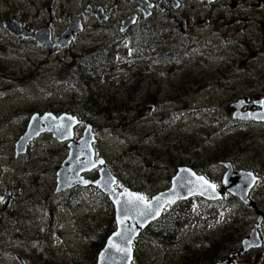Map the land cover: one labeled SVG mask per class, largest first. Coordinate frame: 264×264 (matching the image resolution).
Listing matches in <instances>:
<instances>
[{
    "label": "flooded vegetation",
    "instance_id": "obj_1",
    "mask_svg": "<svg viewBox=\"0 0 264 264\" xmlns=\"http://www.w3.org/2000/svg\"><path fill=\"white\" fill-rule=\"evenodd\" d=\"M103 2L115 4L111 7V4L107 3L106 5L103 4V7L97 6L96 8L84 5L86 8L85 14L80 13L77 15L81 17L83 26H81V29L70 38V44L65 48V50L69 49L70 51L66 52V56L64 55L65 58L62 61L51 63L50 69H47L48 71L46 70V64L45 66H40V75H43V70H46V72L51 71L52 76L49 86L52 87L54 91L76 92V90H78V93H80L81 90H90V87L95 85V83L89 85L84 79L73 76V72H76L77 67L73 64H75L76 60L82 63V57L84 56H88L86 59L87 62L82 63L85 72H91L94 68L93 63L96 64L98 62L100 65V77L96 80L99 83H102L103 75L113 74L117 72V70L127 69V71L130 72L129 77L123 81L124 84L119 86V88L128 85L125 90L129 92L135 91V96H139L137 94L138 92L144 91L142 83H138L134 80L136 78L131 77L137 71L139 72V75H142L147 73V70L152 69L164 76H172L173 74H180L183 76L191 71L192 76H199L201 80L197 77L194 80L188 78V80L183 83L173 84L172 86H174V90L181 93L179 95V101L174 98H169V101L166 100L163 102L161 100L159 102V100L155 98L154 93L150 91L149 94L152 100L149 102L150 104L147 103L145 105V108L147 115H149L151 119H154L152 115L157 116L156 118H164L166 121H168L167 119L169 118L173 119L175 116L181 117L182 113H179L178 115L176 114V108H180L187 114V116L192 113H204V116H200L203 117L202 120H204V124L206 125V127L203 128V133H201L204 140L199 142L197 137H194L197 140L198 145L191 140L190 146H206L213 143L215 140L219 139L218 132H220V135H225L231 132L229 136H232L237 134V132L240 131L239 129L244 132H254L255 129L264 128V123L261 122L235 120L233 118V109L230 106L229 111L231 115H229L227 120H224L218 116L216 111H214V105L208 101V96L198 100L190 95L194 90L206 95L204 91L202 92L201 90L204 89L207 91L214 88L213 86L237 89L240 88L239 86L256 85L252 83L249 78L243 82L235 81L230 83L229 81H231V78L237 71H239V69L233 68L231 73H222L219 75L218 79H214L211 77H215L219 72H209L199 68H202V66L206 67L209 62L214 60H221L227 64L230 62L228 66L231 68L237 65L238 59L239 67L245 65L244 71L241 73H245V76L248 77L247 64H251L254 59H251L253 56L249 57V54L257 55V59L259 58V55H261V58L264 57V44L260 48L261 52H259V41L264 43V0H103ZM119 6L124 7L126 10L118 11ZM97 10L101 11L102 14L101 23L96 19V17H98L95 14ZM74 16V14L72 16L68 15L67 20L69 21V19L74 18ZM83 16L86 17L85 20H83ZM87 18H89L90 22L94 18V34L97 32L96 25L103 27L104 39L102 36V40H99V36L95 34L96 36L91 35L77 45L76 39L80 33L89 29V25L86 24ZM50 21L43 26L52 32L49 24L51 25L53 22ZM21 26L28 30H32L33 32L40 30L39 27H26L23 23H21ZM67 28L68 25H66L60 34L65 32ZM148 30H150L148 33L150 35L146 34ZM6 37L7 39L13 38L7 33ZM53 37L54 35L52 38ZM58 38L59 37L56 36L54 40L52 39L53 43H56ZM17 41L21 40L18 39ZM57 50L59 49L54 48V52L52 53H54V55L60 54ZM251 50H254L255 53ZM77 57L80 58L78 59ZM119 65H121V69L119 68ZM35 74L36 71L33 72L32 76ZM91 78V76L87 77L88 80H91ZM20 82L18 83L20 84ZM158 95H161V90H158ZM240 98L245 100L244 108L258 110L259 108L254 107L252 104L257 100L264 98V89L257 97ZM102 100L103 103H106V98L104 96ZM109 100L113 102V97L111 95ZM129 101L133 102V99L130 98ZM235 101L236 99L232 100L231 104ZM114 106H118V104ZM188 107L193 108L191 112H188ZM31 112L39 113L40 115L44 113V111L39 112L34 109H29L26 112L27 114L23 115L24 118L27 117V120L22 123V127L19 129V132L14 139L15 143L25 133L29 122L28 115ZM45 112L53 114L56 118L61 117L62 114L75 118L79 125V127L75 129L74 140L76 142L80 139L82 132L86 128H90L98 132V134L96 132L93 133L96 140L95 144L103 143V122H101L100 131H98L97 126H95L96 128H92L90 124L92 120L86 112L81 111V113H78L77 115L74 111V114H71V111L65 113L62 110H53L52 112L47 110ZM82 112L86 113V115L84 116ZM173 114H175V116ZM195 121H197V118L192 122ZM223 121L230 122V130H227L226 126H223V128L222 126H219V123ZM133 124H135L134 121ZM129 126H131L130 128L134 127L132 124ZM81 128H84L82 129L83 131H81ZM137 128L142 129L143 126L140 125L139 127H134L135 130ZM0 133H4V131H0ZM96 134L98 135V138L96 137ZM194 135L197 136L198 132L194 131ZM245 138V143L242 146L245 153H240L239 156L247 153V144H249L248 151H250L256 141L253 137L249 140L247 137ZM131 141L133 144L131 147L133 151L144 150L143 147H145V143L142 141L141 137L134 138ZM148 143H146V146ZM14 144L12 149L13 152ZM224 144L225 143L217 147V151L215 152L217 157L213 156V159L221 157L222 149L220 148H227ZM35 147H37L38 155L42 157L43 164L45 162L51 164V169L48 171V176L46 177V179H50V182H37V178H35L33 179L34 183L36 182L35 184L30 182V184H25L24 187H22L23 182L13 180L8 182L7 185L2 186L0 179V220H3L2 218H4L8 221L9 229H13L11 234L18 238L21 243V245L17 247L18 249L16 248V251L19 252L27 264H41L43 262V258L40 259L39 257L40 254L28 256L26 251L30 249L40 251L45 245L51 244L50 237L53 235L55 228H66V224L68 223V217L66 219V215L69 214L71 221L75 219L74 209L77 203L84 204L86 205L85 207H87V204H90L88 207H91V203L103 202V194L98 189L93 188L92 186L83 187L76 184V178L78 175H80V177H82L87 183L97 181L100 176V168H91L92 170L89 169L77 173L69 170L67 167H63L69 154L67 143L58 144L54 142L51 134H41L37 140L28 146V149L22 157L16 159L13 158V160L17 162L25 158L31 149ZM231 147L234 154V144ZM195 150H198V147H196ZM40 151H42L41 154ZM94 151L95 161L93 162L102 158L105 159L106 164L109 165V159L104 155V150L103 156L101 155L102 152L99 154L95 147ZM195 153L198 156L200 154L199 151ZM43 154H45V156H43ZM236 154L238 153L236 152ZM125 155H128V153H125ZM37 156H34V158L37 159ZM232 156L221 158L223 159L222 161H213L212 159H209V161L212 162L210 164L212 167L210 169L205 168V172L201 174H203L207 180H210L213 179V173L217 172L216 179H218V181H210L220 189L221 180L225 174L222 163L229 161V164L233 168V173L236 171H249L259 177L256 173L258 170L250 167H238L241 158L236 159V156ZM186 158L187 147L178 151L176 150L172 154L159 155L155 158L156 162L152 158L146 160V156L140 157L144 162L152 160L153 165H155V168L151 171L150 175L145 177V175H142L141 172H139L138 175H140L141 180L136 178L137 175L132 179L134 184H132V182L130 183L128 176H126L127 180L124 182L121 180V183L118 182L117 188L120 186H127L132 188L136 193L142 194L146 199H150L160 191L155 190V187L162 183L166 186L170 185V180L178 172L180 166H185L190 162L192 164L189 166L194 168L195 163L193 162H200L199 159L195 158L193 161L190 160L187 163L184 161ZM83 160L84 158L81 157V154H78V161L82 162ZM1 166L2 165H0V177L2 176L3 169H1ZM32 166L33 165H30V167ZM43 166H45V164ZM37 167L38 166L35 165L31 168L33 176H36L35 173L38 171ZM218 168H221L222 171H219ZM193 170L196 171L195 168ZM207 173L210 178L206 176ZM44 174L45 172H38V178L44 180ZM59 180H66L69 183V186L58 191ZM117 180L120 181L119 178H117ZM258 185L259 182L255 187L251 188L249 194L251 199L255 196ZM44 187L46 188L45 193L42 191V189H45ZM22 192L30 195L26 196L23 203H21V201H23L22 198H16L17 195ZM90 194H93L95 198H92ZM231 198L238 201L236 197ZM222 199L225 200V198ZM203 200L206 201L205 199ZM246 208L252 211L254 209L251 206ZM33 210H36V214L34 215L32 214ZM257 210L258 206L257 209H254V212L257 213ZM80 211L81 215L85 216V211H83L82 208H80ZM27 213L31 214L29 217L30 220L36 219V221L31 223L32 229H29L30 233L27 234V237H24L20 232L22 230V224L20 221L25 220ZM85 220L86 218L84 217L83 225H85ZM146 231L147 230H145V232ZM168 231L171 232L169 229ZM31 235L33 236L31 237ZM171 236L172 234L169 235V240L166 245L158 244L159 246H156L157 248L154 250L158 252L168 248L176 249L178 252L177 256L182 258L184 247V242H180L182 237L175 235L171 238ZM244 236L241 238L240 243ZM7 242H9L11 246L12 240H7ZM1 245L0 242V246ZM185 246H187V244ZM237 249L235 251H237ZM235 251L227 252L226 255L214 259L212 264L223 262ZM48 253L49 252L46 251V254ZM7 257L11 261L14 256L12 253H9ZM158 258L159 255L157 256V259ZM237 261L238 259H235L234 264H236ZM176 264H182V261H177ZM196 264L202 263L197 262Z\"/></svg>",
    "mask_w": 264,
    "mask_h": 264
},
{
    "label": "rangeland",
    "instance_id": "obj_2",
    "mask_svg": "<svg viewBox=\"0 0 264 264\" xmlns=\"http://www.w3.org/2000/svg\"><path fill=\"white\" fill-rule=\"evenodd\" d=\"M89 3L92 4L90 5ZM107 3L109 4L110 2H103V0H0V71L4 69V73L12 74L13 77H17L18 82L21 81L17 87L11 90L7 88L9 91L0 93V122H2L0 123V126L4 128V133H0V165H2L1 169L3 168L0 179L2 186L7 185L8 182L13 180L23 182L22 187H24L25 184H30V182L34 183L33 179L35 178H37V182H50V179H46V177L48 176V171L51 169V164L45 162V166H43L42 157L38 155L37 147L32 148L25 158L17 162L13 160L14 154L12 149L13 144L15 143L14 139L16 138L19 129L22 127V123L27 120V117L24 118L23 115L27 114L26 112L29 109H34L39 112L47 110H49V112H52L53 110H62L66 113L71 111V114H74L75 112L77 115L78 113H81L89 96L87 91L81 90V94L78 93V90H76V92H56L49 86L52 74L51 71L46 72V70L50 69L51 63L62 61L65 58L64 55L66 56V52L70 51L69 49H59L58 52H60V54L52 56L48 55L44 49L38 48L33 42L26 39H23L22 41H17L16 39L12 40L13 38L7 39L6 32L2 28V22L16 20L17 22L25 24L26 27H39V29H46L43 25L52 20L50 22L53 23L51 25L49 24V27L52 30V32H50L51 37L54 35L52 38L54 40L56 36L59 37L63 33L60 34L66 25H68V15L72 16L74 14L75 16L73 20H75L78 17V14H85L86 8L84 5L96 8L97 6H102L103 4L106 5ZM110 4L112 7L115 3ZM46 9L49 12H46ZM123 10L126 9H124V7H118V11ZM85 19L86 17L83 16V20ZM93 22L94 18L91 22L89 21V18H87L86 24L89 25V29L80 33L76 39L77 45L85 38L95 34L99 36V40H102L103 27L96 25L97 32L94 34L95 29ZM81 24L83 25L82 19ZM73 26H75V24ZM263 44L264 43L259 41V52H261L260 48ZM251 51L255 53L254 50ZM260 56L261 55H259V58L257 59V55L249 54V57L254 59L251 64H247L248 77L245 76V73H241L244 71L245 65H243L244 67H239L238 59L237 65L231 68L228 66L230 62L227 64L221 60L211 61L206 67L202 66V68H199L209 72H219L215 77H211L214 79H218L219 75L222 73H231L233 68L239 69L229 82H243L249 78L252 83L256 84L255 86H239L240 88L237 89L213 86L214 88L210 90H201L202 92L204 91L206 95H203V93L201 94L196 90L192 91L190 95L198 100L208 96V101L214 105V111H216L219 117L227 120L229 115H231L229 106L232 103V100H238L240 97H257L263 92L264 57L261 58ZM44 63L46 64V70H43V75H40L39 68L41 65H44ZM119 68L121 69V65H119ZM34 71H36V74L32 76ZM129 73L130 72H128L127 69L117 70V72L113 74L103 75L102 83L97 82L94 85L95 89H99L97 90L99 93L98 97H96L97 99L100 96L103 97L108 94L113 97L114 104H118L119 106L125 105V107L130 105L131 110L130 114H128V118L134 121L135 124L132 125L134 127H139L140 125L143 126L142 129L137 128L135 130L134 127H126L120 131L111 130L104 126L103 143L95 144V148L99 154L102 152L101 155L103 156L105 152L104 155L108 157L109 166H112V170L115 173H118L119 171L122 174V181H126V176H128V180H130L129 182L131 183L132 179L135 178L139 172H141L142 175H145V177L150 175L151 171L155 168V165H153L152 160L144 162L140 157L146 156V160L152 158L156 162L155 158L159 155L172 154L176 150H181L184 147H187V158L184 159V161L188 163L195 158L199 159L201 163L195 161V165H197L198 171L204 173L205 168L210 169L212 167V165H210L212 162L209 161V159H212L213 161H222L223 159L221 158L231 157L232 155V157H235L232 147L228 146L227 148H220L222 149L221 157L213 159V156L217 157L215 152L217 151L218 146L232 141L234 143V152L237 151V155H240V153H245L242 148L245 143V137H247L248 140L253 137L256 141L250 151H248L249 144H247V153L236 157V159L241 158L238 167H250L258 170L256 173L261 178V181L252 200L256 203V206H258L259 212L264 215V128L255 129L254 132H244L239 129L240 131L237 132V134L217 139L206 146H190L191 140L197 145V140L199 142L204 140L201 133H203V128H205L206 125L204 124V120H202L203 117H200L204 116V113H192L187 116V114L180 108H176V114L178 115L179 113H182V116H175V114H173L175 117L173 119H167L168 121L164 118H156L157 116L153 115L152 117L154 119H151L149 115L140 118L139 113L146 107L145 105L147 103L151 102L152 98L149 94L150 91L154 93L155 98L158 99L159 102L161 100L163 102L166 100L169 101V98H174L179 101V95L181 93L175 91L174 86L172 85L175 83H183L187 81L188 78L193 80L196 77L200 80L201 78L199 76H192L191 71L183 76L180 74L164 76L152 69L147 70V73L145 74L139 75V72L137 71L133 74L134 76L132 75L136 78L133 79L138 83H142L144 91L138 92L137 94L139 96H135V91L129 92L125 90L128 85L119 88V86L124 84L123 81L129 77ZM0 86H2V84H0ZM95 89H92L91 93H95ZM158 90H161V95H158ZM130 98L133 99V102L129 101ZM192 109L193 108L191 107L187 108L188 112H191ZM82 113L84 116L86 115V113ZM237 115L240 119H245V113L242 110L237 111ZM195 118H197V121L192 122ZM223 122L230 124L228 121ZM82 129L84 128H81V131H83ZM194 131L198 132L197 136L194 135ZM95 132L98 134L97 131ZM137 137H141L142 141L145 143L143 151H133L131 148L133 145L131 140ZM194 137H197V140ZM117 138L123 142L119 143ZM146 143H148L147 146ZM196 147H198V150H195ZM198 151L200 153L199 156L195 153ZM121 152L128 153V155L124 156ZM41 153L42 151H40V154ZM34 156H37V159H35ZM190 164L192 163L189 162L188 165ZM30 165L33 166L30 167ZM35 165L38 166V171L35 173L36 176H33L31 168ZM218 170L222 171L221 168H218ZM38 172H45L44 180L38 178ZM216 174L217 172L213 173V179H210L211 181H218V179H216ZM138 176L136 178L141 180L140 175ZM206 176L209 177V174L207 173ZM132 184L134 183L132 182ZM45 187L47 188L46 185ZM46 188L42 189L44 193L46 192ZM166 188L167 186L162 183L154 189L159 191ZM26 196L30 195L22 192L17 195L16 198H22L23 201H21V203H23ZM88 205L90 204H87V207H85L86 205L84 204L75 205V219L71 221L70 216H68L66 228L60 231V227L55 230L50 237L51 245L53 246L51 249H55L53 250V253H49L52 260L64 261L66 258L71 259L75 257L77 264H92L96 246L92 245L90 239L83 240L82 237L79 236V232L81 235H86L87 237L93 235L90 230L99 227L100 224L103 226L104 222L110 219V216L108 215L107 209L103 206L100 207L95 203L91 204V207H88ZM194 207L196 208L194 209ZM80 208L85 211V216L80 215ZM178 209H180L181 212H185L187 209L193 210L192 214H189L186 217L181 216V219L178 221L177 233H181L180 235H182V239L180 242H184V246L187 244V246H185V249L187 250L196 249L203 251L204 248L214 243L217 239L221 238V236L230 235L231 231L228 229L234 227L236 222L240 220L238 217L232 216L230 212H224V215L221 214L220 211L223 209L221 205L209 207L201 202L192 201L188 204H181ZM244 211L247 210L245 209ZM210 212H212V215L209 214ZM32 214H36V210H33ZM247 214L251 224L245 232L246 235L248 234L255 218L252 210H248ZM30 216L31 214L27 213L25 220L20 221L22 224L21 233L24 237H27V234L30 233L29 229H32L31 223L36 221V219L30 220ZM84 217L86 218L85 221L91 224L89 228H83ZM178 218H180V215H178ZM2 219L3 220H0V225L6 227V234L5 239L2 237L3 243L0 246V264H14V259L10 261L7 256L9 253L19 254V252L16 251V248L21 245V243L18 238L11 234L13 229H9L8 221L4 218ZM242 232L243 229L240 228L239 233L242 234ZM61 233L64 235L62 238H60L62 235ZM261 235L264 239V224L261 230ZM32 236L33 235H31V237ZM236 238H239V236ZM10 239L12 240L11 246L10 243L7 242V240ZM95 244H97L96 241ZM156 246L159 245L155 243L152 244L148 237L143 235L136 245L134 264H176L177 261L182 259L177 256L178 252L176 249L168 248L157 252L154 250L157 248ZM34 251L36 250L30 249L26 251V254L32 256ZM158 255L159 258L157 259ZM39 257L42 259L41 256ZM182 257H184V255H182ZM191 257V254L187 255L189 260ZM199 257L202 264H209V261L205 262L203 255H200ZM190 262L191 264L196 263L191 260ZM236 264H264V246L262 249L251 251L247 256L239 258Z\"/></svg>",
    "mask_w": 264,
    "mask_h": 264
},
{
    "label": "water",
    "instance_id": "obj_3",
    "mask_svg": "<svg viewBox=\"0 0 264 264\" xmlns=\"http://www.w3.org/2000/svg\"><path fill=\"white\" fill-rule=\"evenodd\" d=\"M46 11L49 12L47 9ZM73 24H75V26H73ZM19 26L20 25L16 22L3 23V27L8 32L14 34L17 38L22 37L24 39H32L39 47H47L49 43V45H51V49H53L56 45L60 48L67 47L70 43V38L72 37L73 33L81 29L79 20L69 21V27L67 31L57 39V44H52L48 29H42L37 33H33L31 31L27 33L23 29V32L20 31L18 28ZM51 49L49 50L50 52ZM244 104L245 101L240 100L232 106V108L234 107L236 109L233 118L240 119L237 115V111H241V108H243ZM252 105L254 107H258L259 111L247 112L245 113V119L241 120L264 123V98L255 101ZM145 114L146 112L144 111L143 115ZM46 117L47 116L39 118L38 116H34L31 119L26 134L16 143V157L20 154H24L28 144L39 138V136L44 132L53 134V137H56L58 140L60 139V142L72 140L73 129L78 125V122L75 118L62 115L57 119L53 115H50L52 120H48L47 122L44 121ZM34 120L39 121L38 128L32 125ZM42 123L47 124V126L42 128ZM64 128L65 130L62 131ZM93 141L94 135L91 134V130L87 128L83 138L78 142L77 146H75L74 143L69 144V148H71L70 157L66 161L65 165L70 163L72 166H74L73 161L77 163L76 167L68 166L67 168H69V170L73 171L72 168H75L79 173L87 170V168L83 166L84 164L82 165L78 163L77 153L83 151L86 148L84 152L85 155L88 156L91 161H93L94 153L91 149V144ZM101 161L103 160L94 163L92 168L94 169L98 166H103L104 161L103 163H101ZM224 166L227 168V173L224 174L221 181L224 190L231 193L233 196L238 197V199L244 205L251 206L252 208L256 209L255 205L249 200L248 194L259 179L254 177V175L250 172L240 171L234 174L229 164H225ZM103 170L105 172L104 176L111 178V189L116 194L117 192L113 188L115 185V179L111 177L108 169L101 168L100 176L102 178L103 175H101V173ZM66 180L58 181V186L60 187L58 188V191H60L61 188L65 189L68 187L60 186L61 183L67 184ZM96 184L97 183H92L91 185L97 186ZM121 190L123 191L122 194H118L116 196L114 195V197L111 198L115 210V221L117 224L116 231L107 239L104 248L97 257L96 264H131L133 259L132 245L134 240L151 222H154L160 218L166 207H173L178 202L188 200L195 196H199L209 201H217L222 198V193L216 190L215 185L211 184L204 177L197 175L194 171L186 167L180 168L178 170V173L171 179V185L168 190L157 194L156 196L152 197L151 200L147 201L141 195L135 194L130 190H126L124 188ZM136 197H142L143 199L138 200L135 199ZM257 214L259 215L257 225L254 227L251 234L242 241L240 250L230 255L225 261L218 264H233L232 261L235 258L246 255L251 249H260L263 246V239L260 237L258 229L261 228V224L264 221V215L260 212H257ZM17 259L20 264H25L20 257H17Z\"/></svg>",
    "mask_w": 264,
    "mask_h": 264
},
{
    "label": "trees",
    "instance_id": "obj_4",
    "mask_svg": "<svg viewBox=\"0 0 264 264\" xmlns=\"http://www.w3.org/2000/svg\"><path fill=\"white\" fill-rule=\"evenodd\" d=\"M149 32H150V30H148L146 32V34L150 35V34H148ZM87 57L88 56L82 57V63L87 62L86 61ZM82 63L78 60L75 61V64L77 67H76V72H73V76L74 77H80V78L84 79L89 85H91L92 83L98 82L96 80L98 79V77H100V73H101V71L99 69L100 65L98 64V62L96 64L93 63L94 69H92L91 72H89V71L85 72ZM44 66H45V63H44ZM66 67H68V66H66ZM0 75L3 76L4 78L10 79V82H13L11 80H14L15 82H17L15 79V76L13 77L12 74L4 73V69H2L0 71ZM107 75H109V74H107ZM89 76L92 77L91 80L87 79V77H89ZM92 89H94L93 86L90 87V90H87V89L84 90V91L88 92L89 96H88V100L84 104V108H83V111L86 112L92 120V122L90 123L92 128H96L95 126H97L98 131H100L101 130V128H100L101 122H104L103 126L108 127L111 130L120 131V130L125 129L126 127L127 128L131 127L129 125L133 124V121L128 118V114H130V110H131L129 105H128V107H125V105L124 106H119V105L114 106L116 104H113V102H111V100H109L110 99L109 95L104 96L106 98V101H105L106 103H103V100H102L103 97L102 96H100L98 99L96 98V96L99 94L97 89H95L96 90L95 93H91ZM95 123H97V124H95ZM240 146H242V145H240ZM193 163H195V162H193ZM194 168L195 169L198 168L197 165H195ZM90 196L93 197L94 195L90 194ZM234 204H236V203L226 201V202L221 204L223 209L220 211L221 214H223V215H224V212H230V214L232 216L238 217L240 219L239 221H237L238 219L236 220L237 222L234 225V227H231V229H228L229 231H231L230 235L221 236V238L217 239L214 243H212V244L208 245L206 248H204L203 251L197 252L196 250L194 251L192 249L191 250L184 249V252L182 254V255H184V257H182V259L179 262L182 261V264H191V262H190V260H191V261H194L196 263L197 262L199 263L200 262L199 256L203 255L205 258V262L209 261V263H212L214 259L220 258V257L226 255L227 252L235 251L239 247L240 240L245 235V232L248 229V227L250 226L251 222L249 220L247 211H244L245 209L243 207H241L240 204L237 205L236 210L233 209ZM230 206L232 207V209H229ZM103 207L107 209L108 215L110 216V219H108L104 222L105 225L104 224H103V226L100 225L98 229H92V231H91V233L93 235L89 239H90V242L92 243V245L96 246V248H95L96 251L94 252V258H93L92 264H95V259H96L98 252L103 248V245H104L107 237L115 229L113 219H112L113 208H112L109 200L105 196H103ZM178 207L173 208L170 211H168L167 213H165L164 215H162V217L158 221L151 224L147 228L146 235L150 239L152 244L155 243V244H165L166 245L168 243V240H169V235L173 234V232L175 233L174 230L178 227V221L181 219V216L186 217L189 214H192L193 210L190 209V211L188 212V209H187V210H185V212H181L180 209H178ZM240 207H241V209H240ZM195 208L196 207H194V209ZM209 214L212 215V212H210ZM227 214H229V213H227ZM178 215H180V218H178ZM242 217H244V218H242ZM169 228H172L173 231H171V232L168 231ZM240 228L243 229L242 234L239 233ZM238 236H239V238H236ZM2 237H4V233L2 231H0V238H2ZM95 241L97 242V244H95ZM188 254H191V256H192L190 260L187 258ZM196 263H194V264H196ZM44 264H55V263H53L52 261H48ZM56 264H77V260L75 259V257H73L71 259L66 258L64 261L58 260V262Z\"/></svg>",
    "mask_w": 264,
    "mask_h": 264
},
{
    "label": "bare ground",
    "instance_id": "obj_5",
    "mask_svg": "<svg viewBox=\"0 0 264 264\" xmlns=\"http://www.w3.org/2000/svg\"><path fill=\"white\" fill-rule=\"evenodd\" d=\"M133 26V25H132ZM142 31V30H141ZM121 32V31H120ZM116 34H117V32H116ZM142 34V33H141ZM132 36V35H131ZM135 36V35H134ZM147 37V36H146ZM142 39V38H141ZM140 39V40H141ZM149 40V39H148ZM147 42V41H146ZM145 42V43H146ZM135 43V42H134ZM141 44V43H140ZM152 45V44H151ZM144 46H145V44H144ZM81 54V53H80ZM109 57V56H108ZM78 58V57H77ZM80 58V57H79ZM78 58V59H79ZM110 58V57H109ZM73 65H76V64H73ZM72 66V65H71ZM94 69V68H93ZM70 70V69H69ZM72 71V70H71ZM66 76V75H65ZM150 104V103H149ZM105 114V113H104ZM117 121V120H116ZM121 129V128H120ZM103 184V185H102ZM99 186H100V188L102 189V190H104L105 191V189H107V185L105 184V183H103L102 181L101 182H99V184H98ZM107 192V191H106ZM5 206V205H4ZM23 214V213H22Z\"/></svg>",
    "mask_w": 264,
    "mask_h": 264
},
{
    "label": "snow or ice",
    "instance_id": "obj_6",
    "mask_svg": "<svg viewBox=\"0 0 264 264\" xmlns=\"http://www.w3.org/2000/svg\"><path fill=\"white\" fill-rule=\"evenodd\" d=\"M101 163H103V161H101ZM135 199L142 200L143 198L142 197H136Z\"/></svg>",
    "mask_w": 264,
    "mask_h": 264
}]
</instances>
